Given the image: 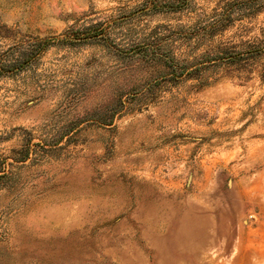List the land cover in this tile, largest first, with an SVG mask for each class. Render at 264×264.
I'll return each mask as SVG.
<instances>
[{
    "label": "rangeland",
    "instance_id": "1",
    "mask_svg": "<svg viewBox=\"0 0 264 264\" xmlns=\"http://www.w3.org/2000/svg\"><path fill=\"white\" fill-rule=\"evenodd\" d=\"M240 1L0 0V58L41 49L0 75V264H264V2Z\"/></svg>",
    "mask_w": 264,
    "mask_h": 264
},
{
    "label": "trees",
    "instance_id": "2",
    "mask_svg": "<svg viewBox=\"0 0 264 264\" xmlns=\"http://www.w3.org/2000/svg\"><path fill=\"white\" fill-rule=\"evenodd\" d=\"M189 0H177L173 2L170 1H166L164 2L163 0H150L151 2V10H161L163 8H165L166 6L170 7V10L173 11H177V10H181L183 8H185L188 4ZM255 0H242L240 1L241 3H243L245 5V7H250L252 5V2ZM256 1H261L264 2V0H256ZM260 3V2H259ZM227 16L229 17V13H227ZM87 37V36H86ZM83 37H74L73 40L77 41L79 39H81ZM65 40V39H63ZM72 42H75L73 41ZM69 41V40H68ZM71 41V40H70ZM149 46H145V45H141L140 47H133L132 52L134 54H137L139 56L142 57H148L151 56L153 58L158 57L159 53L156 52V50L154 48L151 49V51L149 50ZM38 51H35L32 55L31 53V57H26L24 58V61L21 62H15L14 65H8V63H6L4 60H2V58H0V75H3V73L6 72V70H12V71H19L21 69L24 68V65L27 63H30L32 60H34L40 53V47L37 49ZM150 54V55H149ZM170 59H166V64H170L171 66L174 64L173 61H170ZM10 68V69H9ZM185 70V69H183ZM182 70V71H183ZM29 147L25 148V153L23 155L22 158L26 159L27 157H29Z\"/></svg>",
    "mask_w": 264,
    "mask_h": 264
}]
</instances>
